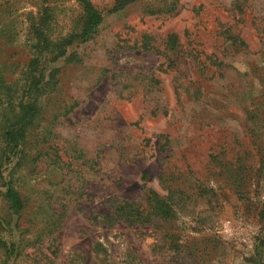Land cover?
<instances>
[{
	"label": "rangeland",
	"instance_id": "obj_1",
	"mask_svg": "<svg viewBox=\"0 0 264 264\" xmlns=\"http://www.w3.org/2000/svg\"><path fill=\"white\" fill-rule=\"evenodd\" d=\"M90 1L103 20L52 64L56 91L14 154L2 135L42 0H0V264H264V0ZM48 3L54 39L81 9ZM169 189L186 195L172 221L122 220V203Z\"/></svg>",
	"mask_w": 264,
	"mask_h": 264
},
{
	"label": "trees",
	"instance_id": "obj_2",
	"mask_svg": "<svg viewBox=\"0 0 264 264\" xmlns=\"http://www.w3.org/2000/svg\"><path fill=\"white\" fill-rule=\"evenodd\" d=\"M80 5L81 13L72 27L52 38L54 23V8L49 5L48 0H42V4L37 7V16L29 21L28 38L31 59L27 64L26 71L22 74L25 77V86L22 88L23 97L11 110L13 119L8 121L7 127L2 135L5 149L15 152L22 147L27 131L33 128L40 119L43 111L44 100L56 91V76L59 70L52 67L60 59L69 62L74 58V53L68 54L67 49L90 40L94 31L101 24L103 15L98 11L90 0H75ZM138 0H115L109 13H116L129 4ZM169 45L176 44L175 36H171ZM0 65V83L5 85V74ZM11 104V103H9ZM64 114L73 109V105H63L61 107ZM18 109V110H17ZM13 177L3 183L2 196L7 203L9 210L13 214L20 213L25 203L19 192L13 186ZM179 188V187H177ZM181 190V188H179ZM185 193V191H184ZM175 189L167 190L166 195L161 196L155 191H148L146 198L147 209L137 207L128 203H122V220L128 226H140L149 224L152 218L159 217L163 221H172L174 216V206L180 205L185 200L186 195ZM184 195V196H183ZM189 198V197H188ZM119 214V213H118ZM119 215L112 214L104 217L107 222L113 223ZM260 219L264 221V210L260 213Z\"/></svg>",
	"mask_w": 264,
	"mask_h": 264
}]
</instances>
